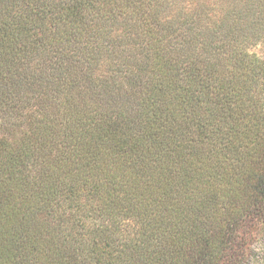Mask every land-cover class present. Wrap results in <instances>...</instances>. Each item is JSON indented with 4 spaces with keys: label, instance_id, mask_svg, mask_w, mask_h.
<instances>
[{
    "label": "trees",
    "instance_id": "16d2710c",
    "mask_svg": "<svg viewBox=\"0 0 264 264\" xmlns=\"http://www.w3.org/2000/svg\"><path fill=\"white\" fill-rule=\"evenodd\" d=\"M264 238V0H0V264H249Z\"/></svg>",
    "mask_w": 264,
    "mask_h": 264
},
{
    "label": "rangeland",
    "instance_id": "374dc122",
    "mask_svg": "<svg viewBox=\"0 0 264 264\" xmlns=\"http://www.w3.org/2000/svg\"><path fill=\"white\" fill-rule=\"evenodd\" d=\"M249 264H264V238L253 241Z\"/></svg>",
    "mask_w": 264,
    "mask_h": 264
}]
</instances>
